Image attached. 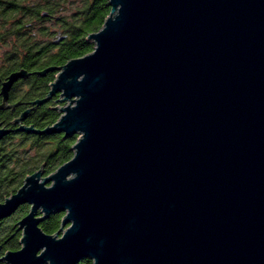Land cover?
Segmentation results:
<instances>
[{
	"label": "water",
	"instance_id": "1",
	"mask_svg": "<svg viewBox=\"0 0 264 264\" xmlns=\"http://www.w3.org/2000/svg\"><path fill=\"white\" fill-rule=\"evenodd\" d=\"M108 5L90 52L39 72L56 74L31 104H64L52 125L19 128L76 140L0 202V221L29 205L0 260L264 264V0Z\"/></svg>",
	"mask_w": 264,
	"mask_h": 264
},
{
	"label": "trees",
	"instance_id": "2",
	"mask_svg": "<svg viewBox=\"0 0 264 264\" xmlns=\"http://www.w3.org/2000/svg\"><path fill=\"white\" fill-rule=\"evenodd\" d=\"M108 0H3L0 1V50L8 73L19 68L39 73L47 67H58L69 59L83 56L93 49L87 39L99 30L109 14ZM56 71L36 74L30 78V96H44L49 90ZM55 95L51 101L38 106L26 120L34 128L43 129L59 117ZM54 100V101H53ZM64 104V103H61ZM76 135L63 138L62 133L16 132L12 138L0 141V200L11 195L23 183L26 175L39 168L43 176L53 172L72 156L71 145ZM26 147L34 149L28 155ZM27 205L17 211L24 215ZM0 221V257L8 250L19 248L21 231L17 230L18 217ZM63 213H51L40 227L46 233H55ZM0 264H5L0 260ZM77 264H92L89 258Z\"/></svg>",
	"mask_w": 264,
	"mask_h": 264
},
{
	"label": "flooded vegetation",
	"instance_id": "3",
	"mask_svg": "<svg viewBox=\"0 0 264 264\" xmlns=\"http://www.w3.org/2000/svg\"><path fill=\"white\" fill-rule=\"evenodd\" d=\"M0 1L2 2L3 0ZM4 60L5 58L3 51L0 50V141L12 138V136L16 132H24L26 134L31 133L20 129L19 127L33 126L31 124H28L26 120L28 119V117H30V114L33 110H35L36 107L45 104L47 101L39 105L31 104V102L36 99H42L47 95L49 91L48 90L44 96L39 95L37 97L31 98L29 81L33 75L39 74L37 73V70L30 71L28 69L19 68L17 70H11L6 73L4 71L6 67ZM19 70H25L27 74L12 82L6 91V97H4L2 90L3 84L7 82L8 77L11 73ZM55 95H53L48 101H51ZM17 119H19L18 122L16 121ZM1 130L4 132L1 133Z\"/></svg>",
	"mask_w": 264,
	"mask_h": 264
},
{
	"label": "rangeland",
	"instance_id": "4",
	"mask_svg": "<svg viewBox=\"0 0 264 264\" xmlns=\"http://www.w3.org/2000/svg\"><path fill=\"white\" fill-rule=\"evenodd\" d=\"M58 105H63V104H58ZM26 149H27V151H28V155H29V156H32V155L34 154V149H32V148H30V147H26ZM5 197H8V196H5ZM1 201H3V199H1L0 202H1ZM28 209H29V206L27 205L26 213H27ZM15 214H16V212H15ZM13 215H14V214H13ZM16 216H17L18 219H19V218L22 217L23 215L20 214V213H18V215L16 214Z\"/></svg>",
	"mask_w": 264,
	"mask_h": 264
}]
</instances>
